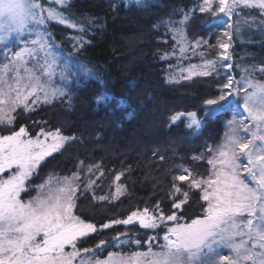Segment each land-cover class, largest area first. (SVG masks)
I'll use <instances>...</instances> for the list:
<instances>
[{"label": "trees", "instance_id": "obj_1", "mask_svg": "<svg viewBox=\"0 0 264 264\" xmlns=\"http://www.w3.org/2000/svg\"><path fill=\"white\" fill-rule=\"evenodd\" d=\"M191 1L69 0L60 10L78 27L49 23L47 33L55 54L68 56L88 71L67 79L55 72L57 83L65 85L68 94L40 103L32 111L18 109L13 113L12 125H0V135H9L24 126L31 137H36L41 128L45 132L59 129L64 136L75 137L46 157L28 182L32 188L21 197L29 198L34 187L52 174L69 177L78 170L85 176L83 185L98 175L91 188L77 195L74 214L98 229L82 238L79 248H98L103 240L105 248L98 253L104 255L123 234L140 242L137 245L131 240L127 250L147 249L152 235L156 237L153 247L162 245L172 222L156 229H144L138 221L100 227L126 219L134 211L148 208L158 214L162 210L165 216L175 211L182 222L203 214L201 192L190 189L188 181H175L182 191L189 192V197L181 209H173L172 185L175 177L185 174L183 169L199 178L209 176L212 169L207 161L228 134L227 122L234 104L206 115L204 101L219 95L224 77L195 76L172 82L165 76L166 60L162 54L168 44L159 37L163 20L180 4ZM241 10V17H254L248 24L259 25L261 35L257 34L259 30H248L255 38L237 40L234 58L243 65L264 66V40L260 42L264 36V14L258 9ZM237 23L240 20L234 16V24ZM220 24L221 18L215 15L196 13L187 27L188 35L191 39L208 37L210 43L204 47L214 56L220 50L215 47ZM7 45L10 46L7 42L0 44V54ZM98 96L106 97V102L98 103ZM189 112L198 114L200 129H188L186 115L175 122L171 119L177 113ZM118 175L123 194L116 199L97 200L96 196L106 194Z\"/></svg>", "mask_w": 264, "mask_h": 264}, {"label": "snow or ice", "instance_id": "obj_2", "mask_svg": "<svg viewBox=\"0 0 264 264\" xmlns=\"http://www.w3.org/2000/svg\"><path fill=\"white\" fill-rule=\"evenodd\" d=\"M65 3L66 0H0V44L13 35L23 44L10 56L6 52L8 62L0 64V125H12L13 113L18 109L32 111L39 103H50L67 94L62 88L52 86L60 62L46 31L49 23L78 27L60 10ZM214 3H218L215 11ZM46 4L57 7H46ZM241 7L258 9L264 14V0H203L199 11L231 18ZM187 18L176 23L183 24ZM172 31L174 37H183L181 29ZM26 35L35 38L28 40ZM223 35L227 40H218L215 47L220 49L219 59L227 61L232 36L228 31ZM77 43L82 46L81 40ZM200 43L197 41L195 47ZM185 51L181 43L180 52ZM29 63L33 66L28 67ZM217 63V60L203 59L200 65H190L187 78L211 76L218 72ZM224 67L232 65L224 64ZM71 68L68 64L63 66L62 79L72 74ZM259 71L264 72V67ZM234 94H243L242 107L247 116L237 119L234 115L227 122L229 134L207 161L212 169L209 176L198 178L189 169H183L187 175H178L172 185V208L176 210L181 209L189 197V192L182 191L176 180L188 181L190 189L200 190L205 204L201 216L182 222L175 211L165 216L162 210L157 214L145 208L132 212L126 219L100 226L107 229L114 224L129 225L138 221L144 229H156L162 223L172 222L165 231L162 245L154 249L152 241L156 237H150L146 251L129 255L109 253L99 259L95 256L97 249L78 247L82 238L98 230L95 224L74 214L78 173L60 178L56 187L52 186L50 177L37 186V196L28 201L21 199L41 162L75 137H66L59 129L45 132L41 128L32 138L24 126L10 135H0V264H264V82L251 76L239 81L228 78L218 96L204 101L206 115L231 106ZM96 100L106 102V97L98 96ZM185 115L188 129L201 128L202 121L196 112L177 113L171 119L175 122ZM241 131L250 133V138L245 139ZM257 141L261 142L259 147ZM242 157L246 158V163H241ZM245 174L251 178V183ZM116 179L119 180L120 175ZM122 194L118 187L114 198ZM104 244L105 241H100V245ZM221 249H228L230 255L221 254Z\"/></svg>", "mask_w": 264, "mask_h": 264}, {"label": "rangeland", "instance_id": "obj_3", "mask_svg": "<svg viewBox=\"0 0 264 264\" xmlns=\"http://www.w3.org/2000/svg\"><path fill=\"white\" fill-rule=\"evenodd\" d=\"M67 2H69V0H66V3ZM66 3H65V5H66ZM202 3H203V0H192L188 5H185V3H182L175 9L173 14H171L170 16H168L167 18H165L163 20V27H162V34L163 35L161 34L159 37H160L161 41L166 42V45L168 44V46H166L165 49L163 50V54H162V57L166 60L165 76L167 77V80H170L172 82H177V81L184 80V79H191L195 76H191V78H187L189 76V72H188L189 66L190 65H200V64H202L203 59H210V60H217L218 61L217 65H216L218 72L214 73L213 75L224 77L225 81L223 82V84L227 83L228 78H234L235 80L239 81V80H241L242 77H245V76H251L253 79H255L257 81L264 82V72L259 71V69L261 67H264V66L255 67V66L243 65L241 63H238V61L236 62V60L234 58L237 55V53L235 54V52H236L235 47L237 46V43H238L237 40H240L241 42H243L247 39L251 40V39L255 38L254 35H251V33L249 34L248 30H250V29L252 30V28H253V30L255 29L256 31L259 30L257 34H258V36L261 35L260 29L257 27L259 25H253L252 24L250 27L248 24L249 22H251V19L254 17L253 16L248 17V18L241 17V15H240V13L242 12L241 8H238L236 11L237 15L234 14L231 18L225 17L223 14H220V13H217L215 15L216 18H221V24L217 27V31L220 34V37L218 38V40H227V37H225L223 35L225 31H228L232 36V39L230 41L231 46L228 50V55L230 58L227 61H221L219 59V55H218L220 50L218 51V54L212 56V55H209V51H208L209 49L204 47L210 43L208 37L207 38L197 37L195 39H191L188 35L187 27L189 25L190 19L196 13L200 12L199 8L202 5ZM45 6L46 7L51 6L54 8L57 7V5H55V4H51V5L46 4ZM216 7H218V3L213 4V11H215ZM185 16L188 17L187 20L185 21V23H183V24L176 23V22H179L181 20H184ZM234 16H236V18H238L240 20V23H237L236 25L234 24ZM169 21H172L173 24L170 25ZM261 23H262V21H259L260 25H261ZM230 24L232 25L231 28H229ZM256 24H258V22ZM174 28H179L182 30V32H183L182 38L181 37H174L173 31H172V29H174ZM46 31H47V28H46ZM33 38H35V37L34 36H28V35L25 36V39H28V40L33 39ZM263 40H264V36H262L260 38V42ZM197 41H201L202 43H200V45L198 47H195ZM6 42L10 46H8V45L5 46L3 49L4 53L0 54V64L8 62L5 59V53L6 52L10 56L12 53L17 51L19 49V47L23 46L22 41L19 38L15 37V35H13L12 39H10L9 41H6ZM203 42H206V43H203ZM181 43L186 48V51L184 53L180 52V44ZM14 45L15 46L17 45V47L15 48ZM201 53L204 54L203 57L201 56ZM56 56L58 57L60 63L57 66L55 72H61V69L63 68V66L65 64L72 66V68H71L72 74H78V73L85 72L84 66H82L81 64H79L77 62H74L68 56L63 55L61 53H60V55L58 53H56ZM224 64H231L232 67L226 68V67H224ZM32 66H33L32 63L28 64V67H32ZM245 69H247L248 71L246 72ZM197 70H199V69H197ZM223 84H222V86H223ZM52 86L56 87V88H62L67 93V91L65 89V85L58 84L55 77L53 78ZM242 95L243 94H241L240 96H236L234 94L232 96L234 109H233L232 117L229 120H232L234 115H236L237 119H246L247 113L244 112L243 107H242V105H243ZM57 98H60V96L56 97L55 99H57ZM52 100H54V99H52ZM39 106H40V103L37 104L34 107V109L39 107ZM229 131L230 130H228V134H229ZM240 134L242 136H244L245 139L250 138V133H245V132L241 131ZM32 138H35V137H32ZM40 138L43 139L42 136ZM225 139H226V137H225ZM225 139H224V141H225ZM224 141L222 143H224ZM260 144H261L260 141L256 142L257 147H259ZM220 145H218V146H220ZM246 162H247L246 158L242 157L241 163H246ZM74 173H78L79 177H80L79 181H77V183L79 184V189H78L77 194H76V199H77V195L80 191L83 192L85 189L91 188L92 184L94 183L93 180L98 175H95V177L89 178L88 183L86 185H83V179L85 176H83L78 170H76L69 177H72ZM100 174H101V172H100ZM184 175H187V173H185ZM6 176H7V173L4 174V178H6ZM245 176H246V179H248L249 182L251 183V178L247 177L246 174H245ZM50 177L52 178V186L53 187L57 186V181L60 178H64L63 176H57L55 174H52V175L48 176L44 181L38 183L34 187L33 195H31L29 198H26V199L21 197V199L23 201H28L32 197L37 196V186L44 184L46 181H48V179ZM118 181L119 180H117V179L115 180V182L108 189V192L106 194L96 196L97 200H100L99 198L102 196L107 197L109 199H116L114 197L116 195V190L118 187L121 188L122 192H124L123 185L121 183H119ZM86 186H87V188H86ZM31 188L32 187L28 186V189H31ZM21 196H22V194H21ZM76 199H75V203H76ZM84 221H86V220H84ZM86 222H89V221H86ZM151 237H153V235ZM131 240L136 242L135 238L130 237L127 234H123L122 236H119L111 244V248H108L107 253H105L104 255H99V253H98V252L103 251V249L105 248L104 245H100L99 246L100 248L99 247L98 248L90 247L88 249H97L95 252V256L99 259L106 258L109 253L129 255V254L134 253V252L147 250V249L137 250V249H133V247L131 248V250H127L125 247L130 245ZM159 244L161 245V243H159ZM154 249H156V248H154ZM220 251H221V254H223V255H230V251L228 249H221Z\"/></svg>", "mask_w": 264, "mask_h": 264}]
</instances>
